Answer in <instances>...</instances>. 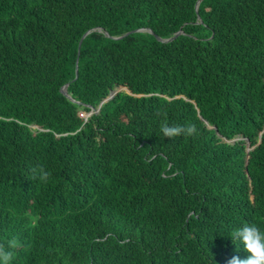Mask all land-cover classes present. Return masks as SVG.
<instances>
[{"label":"trees","instance_id":"trees-1","mask_svg":"<svg viewBox=\"0 0 264 264\" xmlns=\"http://www.w3.org/2000/svg\"><path fill=\"white\" fill-rule=\"evenodd\" d=\"M198 1L0 0L12 264L247 257L231 233L264 230V0ZM162 119L197 134L164 138Z\"/></svg>","mask_w":264,"mask_h":264},{"label":"clouds","instance_id":"clouds-1","mask_svg":"<svg viewBox=\"0 0 264 264\" xmlns=\"http://www.w3.org/2000/svg\"><path fill=\"white\" fill-rule=\"evenodd\" d=\"M157 115H161L157 113ZM160 133L164 138L173 139L175 137H192L197 134L194 124H175L169 125L167 119H162L160 123ZM33 178H38L41 182H48L52 173L47 171L44 166L31 168ZM234 244H242L247 257L241 259L233 256L228 264H264V230L256 223H245L242 227L235 229L231 233ZM18 246V241L12 238L7 241V246L0 244V264H12L14 258L13 249Z\"/></svg>","mask_w":264,"mask_h":264},{"label":"water","instance_id":"water-1","mask_svg":"<svg viewBox=\"0 0 264 264\" xmlns=\"http://www.w3.org/2000/svg\"><path fill=\"white\" fill-rule=\"evenodd\" d=\"M201 1H202V0L198 1V3H197V8L199 7V4H200ZM138 31H144V29H143V30H142V29H140V30H136V31H133V32H138ZM133 32H131V33H133ZM89 33H90V32L86 33V34L84 35V37L82 38V40H81V42H80V45H79V51H80V49H81L82 41L84 40V38H85ZM182 33H183L182 31L178 32V33L176 34V37L179 36V35H181ZM128 34H130V33H127L126 36H127ZM176 37L171 38V39H167V40H163V39H161L160 37H158V40H159V41H162V42H169V41L174 40ZM119 38H122V37H119ZM119 38H117V39H119ZM77 75H78V74H77ZM77 77H78V76H77ZM62 92H63V94L66 95L67 97H69V98L71 97L70 94H68V85H66V86L62 89Z\"/></svg>","mask_w":264,"mask_h":264},{"label":"built area","instance_id":"built-area-1","mask_svg":"<svg viewBox=\"0 0 264 264\" xmlns=\"http://www.w3.org/2000/svg\"><path fill=\"white\" fill-rule=\"evenodd\" d=\"M92 113H82L81 116L85 119L89 118Z\"/></svg>","mask_w":264,"mask_h":264},{"label":"rangeland","instance_id":"rangeland-1","mask_svg":"<svg viewBox=\"0 0 264 264\" xmlns=\"http://www.w3.org/2000/svg\"><path fill=\"white\" fill-rule=\"evenodd\" d=\"M122 89V88H121ZM123 90H126V88H123Z\"/></svg>","mask_w":264,"mask_h":264}]
</instances>
